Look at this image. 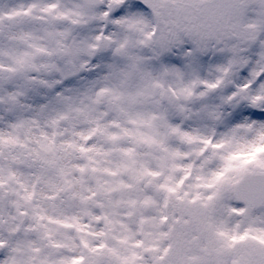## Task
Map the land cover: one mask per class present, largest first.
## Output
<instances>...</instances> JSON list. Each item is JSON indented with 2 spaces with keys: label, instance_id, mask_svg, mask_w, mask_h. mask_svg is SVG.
I'll return each instance as SVG.
<instances>
[{
  "label": "snow or ice",
  "instance_id": "obj_1",
  "mask_svg": "<svg viewBox=\"0 0 264 264\" xmlns=\"http://www.w3.org/2000/svg\"><path fill=\"white\" fill-rule=\"evenodd\" d=\"M93 4L94 0H85L83 9L90 10ZM69 15L56 0H0V110L9 113V126L15 130L7 134L0 131V249L10 253L2 264H130L116 248L103 244L93 247L86 241L79 247L64 245L71 248L72 255L54 261L17 256L32 250L31 242L18 239L20 233L34 231L43 219L34 214L36 223H27L29 213L22 201L34 198L36 184L50 169L66 176L65 167L54 154V140L41 131L42 139H36L37 147H31L30 128L38 126L40 118L56 127L75 113L91 118L94 125L87 134L76 133L82 140L89 141L95 135L113 143L120 139L94 116L93 106L101 102L108 89H101L93 99L89 91L65 87L72 72H89V65L72 63L69 67L52 60L37 62V57L54 54L71 62L82 51L59 40L53 50L38 43V24L49 17L67 20ZM104 15L124 18L129 29L139 36L136 43L152 47L158 58L181 64L196 77L193 84H200L213 97L219 94L222 102L235 109L234 126L227 140L229 151L220 156L221 167L211 173L206 184L210 193L197 194L192 199L176 195L174 199L159 201L142 186L135 188L133 197L134 186L122 181L106 189L107 193L128 190L129 198L116 201V206L126 203L135 208L140 204L153 212L140 220L145 240H136L133 245L143 249L146 259L141 264H264V121L254 118L264 112V0H109ZM45 32L50 38L56 35ZM206 56L212 57L207 63L202 59ZM138 59L133 58V68ZM171 70L177 76L183 74L180 69ZM127 76L128 73L121 74L122 83ZM182 91L191 95L190 87ZM135 98L128 97L130 102ZM119 100L120 94L112 92L109 103L119 107ZM208 115L218 118L219 113L213 108ZM113 126L119 127L115 122ZM21 129L27 139L20 138ZM122 134L133 136L126 128ZM69 146L86 154L93 172L97 170L96 160L87 154L106 155L98 145ZM120 150L126 155L132 153L130 148ZM24 164L38 169L34 183L21 179L16 170ZM77 167L81 173L86 171V166ZM103 171L117 175L108 168ZM156 175L141 172L137 181L151 185L145 177ZM72 185V180L65 179L63 186L53 184L52 188L56 193L67 192L69 199H85L82 193L72 191ZM156 188L176 192L167 185ZM144 225H148V230H144ZM4 254L0 251V257ZM131 255L136 259L137 253Z\"/></svg>",
  "mask_w": 264,
  "mask_h": 264
},
{
  "label": "clouds",
  "instance_id": "obj_2",
  "mask_svg": "<svg viewBox=\"0 0 264 264\" xmlns=\"http://www.w3.org/2000/svg\"><path fill=\"white\" fill-rule=\"evenodd\" d=\"M56 2L61 10L69 12V19L55 20L49 17L45 23L38 24L36 35L41 37L38 43L53 50L59 40L64 45H75L82 51L71 62L58 54L37 57V62L52 60L60 66L69 67L72 63L89 65V72H72L65 87L89 91L93 99L101 89H108L101 102L93 106L94 116H98L100 123L108 125L107 130L119 135L120 139L113 143L95 135L89 141L82 140L76 133L87 134L94 125L90 122L91 118L75 113L56 127L40 118L39 125L30 128L31 147H37L35 140L42 139L41 131L54 140V154L65 167L66 176H60L57 170L50 169L36 184L34 198L26 203L22 201L29 213L25 218L27 223H36L34 214H39L43 219L34 231L20 233L18 239L31 242L32 250L17 256L54 261L72 255L71 248L64 245L79 247L86 241L93 247L101 244L106 248L114 247L121 256L129 259L130 264H141V260L146 259L143 249L133 245L136 240H145L140 220L142 217L147 219L153 212L140 204L135 208L126 203L116 206V201L129 198L128 190L107 193L106 189L122 181L134 186L133 197L135 188L142 186L159 201L174 199L176 195L192 199L197 194L210 193L206 184L211 179V173L221 167L220 156L229 151L227 140L234 126L232 115L235 109L229 107L226 101L222 102L219 94L213 97L200 84H193L196 77L185 71L181 64L158 58L152 47L136 43L139 36L129 29L124 18L104 15L108 11L109 0H94L93 7L87 11L83 9L85 0ZM45 30L56 35L50 38ZM60 33L65 35L61 36ZM133 58H139L135 68L132 67ZM202 59L207 63L212 57ZM165 68L169 70L165 71ZM172 68L180 69L183 74L177 76ZM122 73H128L123 83ZM186 87L191 88V95L182 91ZM112 92L120 94L117 101L119 107L109 103ZM138 92L142 94L136 95ZM201 92L206 95L201 96ZM129 96L136 98L130 102ZM213 108L218 111V118L208 115ZM8 116L7 111L0 110V131L5 134L15 131L9 126ZM252 118L249 116V119ZM254 118L264 121V112ZM114 122L119 127L113 126ZM125 128L133 136H123L122 130ZM18 134L21 139H27L24 129L19 130ZM205 141L210 143L206 144ZM70 144L98 145L106 155L87 154L95 157L97 170L93 172L86 154L76 147H70ZM122 148L132 149L131 155L122 152ZM77 166H86V171L81 173ZM105 168L115 171L117 175H108L103 171ZM16 170L27 183L35 182L37 168L24 164ZM145 171L157 173L156 176L145 177V180H151V185H141L137 181V176ZM65 179L72 180V191L82 193L85 199H69L67 192L56 193L53 190V184L63 186ZM158 185H167L176 192L169 193L166 188L157 189ZM144 230H148V225H144ZM54 244L61 247H53ZM0 251L5 253L0 257L2 264L10 253L4 249ZM132 252L137 253L134 260Z\"/></svg>",
  "mask_w": 264,
  "mask_h": 264
}]
</instances>
